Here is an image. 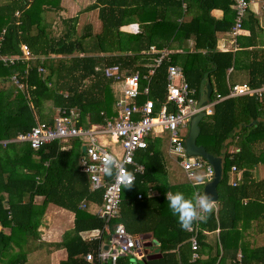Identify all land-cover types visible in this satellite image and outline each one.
I'll list each match as a JSON object with an SVG mask.
<instances>
[{
    "label": "trees",
    "instance_id": "obj_1",
    "mask_svg": "<svg viewBox=\"0 0 264 264\" xmlns=\"http://www.w3.org/2000/svg\"><path fill=\"white\" fill-rule=\"evenodd\" d=\"M63 1L0 0V57H20L22 45H27L32 55V60L14 65L5 66L0 61V82L5 83L15 75L24 85L22 91L11 83L0 88V140L27 134L39 122L52 125L57 109L77 110L78 126L101 125L105 119H113L116 115L113 83L105 78L104 69L120 66L148 75L156 57L147 54L152 47L164 49L186 31H190L188 36L193 33L197 37L196 50H206L207 55H185L181 62V56L175 53L155 69L148 97L156 108L165 102L167 71L171 65H180L198 99L204 84L210 101L215 98L214 93L227 95L226 75L231 68L246 75L243 84L251 88L264 85V48L254 46L236 52L215 50L214 34L230 32L234 25L232 0H95L89 10L98 9L99 32H94L90 24L79 30L78 16L62 18L61 27L53 32L44 15L60 14L64 10ZM191 2L199 4L200 14L190 23L175 19L166 22V12L177 11L181 19L183 4L190 10ZM215 9L223 10L222 20L211 18L210 12ZM145 11L149 13V20L139 25L140 33L129 35L120 31L129 17L143 15ZM242 28L256 44L260 27L250 11ZM201 37L206 39L200 41ZM145 84L142 81L141 86ZM144 100L146 97L142 96L138 103ZM237 110L243 118L241 121L237 120ZM199 127L196 144L204 147L209 155L223 158V174L217 190H224L218 199V211L208 215L202 224L203 230H220L222 254L203 264H236L238 249H242L237 221L246 210L242 202L247 199L246 205L255 206L259 199L252 196L264 188V180L254 182L249 173L257 165L264 166V95L261 100L240 97L221 101L213 107L211 115L200 121ZM68 143L70 149L62 150ZM231 145L237 148L232 153L227 150ZM80 147L77 139L54 142L38 150L25 143L0 146V264H25L30 242L37 239L38 226L49 204L74 214L72 236L66 244L57 245L67 252V259L61 264H89L84 260L85 255L95 253L99 244L82 237L103 227V221L90 213V204H102L104 189L91 191L89 178L77 164ZM136 160L144 166V175L122 193L120 218L112 220L111 226L121 223L134 236L151 235L153 242L158 243L154 248L161 258L146 264H199V261L191 263V254L182 251L183 246L190 245L191 234L179 226L177 216L168 206L166 193L179 191L191 197L193 193H201L200 185L168 184L160 139L149 142ZM232 167L237 170L235 187L230 185ZM148 185L159 193L158 197H147ZM139 194L142 199H137ZM36 197L42 198L40 204L35 203ZM82 203L85 208L81 207ZM202 238L200 234L199 244ZM262 251L264 247L255 249V252ZM250 257L242 255V264H250ZM117 264H131V261L121 258Z\"/></svg>",
    "mask_w": 264,
    "mask_h": 264
},
{
    "label": "built area",
    "instance_id": "obj_2",
    "mask_svg": "<svg viewBox=\"0 0 264 264\" xmlns=\"http://www.w3.org/2000/svg\"><path fill=\"white\" fill-rule=\"evenodd\" d=\"M232 2L235 22L230 34L237 43L243 31L242 24L250 1L232 0ZM153 49L147 53L156 55L153 65L149 67L148 75L122 69L120 66L104 69L105 78L112 81L115 94L117 93L116 115L113 119H105L104 124L101 125L78 126L80 114L77 110L57 109L52 125L39 122L27 134H20L11 140H0L2 147L10 143H25L33 150L54 142L67 143L73 139L79 140L84 145L85 151L80 159V170L89 178L91 191L104 189L102 204L96 212L97 217L103 221V227L89 231L83 236L86 240L99 244L95 253L89 252L85 255L84 260L89 264H117L121 258L133 261V258L143 260L146 257L144 240L128 233L123 224L118 223L112 227L111 222L120 218L121 197L126 184L124 177L131 175L130 185H132L145 172L144 166L136 160V156L148 148L149 142H153L155 137L160 138V135L165 133L168 154L183 170L188 182L195 184L196 174L201 172L210 181L213 168L201 157L186 152L184 129L189 127L190 121L198 113L211 115L213 107L221 101L240 97H255L261 100L264 95V85L260 88H251L246 84L230 85L227 95L215 94L212 101L208 99L198 108L201 96L199 99L196 98V91L189 87L182 71L171 65L167 71L165 102L156 108L154 101L148 97L150 78L163 61H169L170 53L166 50L155 53ZM20 50L22 54L20 57H0V61L7 66L14 65L18 61L32 60L27 45H22ZM9 81L16 89L20 91L24 89V85L15 75L10 76ZM142 81L146 82L143 87ZM142 96L146 97V100L139 104V98ZM106 155H113L122 163L123 168L119 176L105 174L103 161ZM236 172V168L232 167L231 173ZM236 184V180L230 183L233 187ZM149 196H151L150 192ZM137 199H142V195H137ZM81 205L85 208L83 203ZM203 222L194 223L191 230H188L191 234L189 239L191 263L200 259L198 236L202 233ZM104 236H109L108 242H103ZM105 246L107 249L104 248ZM241 258L242 255L239 254L236 264H242Z\"/></svg>",
    "mask_w": 264,
    "mask_h": 264
},
{
    "label": "crops",
    "instance_id": "obj_3",
    "mask_svg": "<svg viewBox=\"0 0 264 264\" xmlns=\"http://www.w3.org/2000/svg\"><path fill=\"white\" fill-rule=\"evenodd\" d=\"M250 1V6L248 8V11H250L258 20L259 27H260V32H257V37H256V44L253 43L254 40H251V37L249 36V32L245 29L241 32L240 39H239V45L234 42L232 36H231V30L230 32H216L214 34V39H215V50L217 52H236L238 50H249L252 49L254 46L262 47L264 48V0H249ZM95 0H87V5L84 9H82V13H97L98 17V9L97 10H89V6H91ZM181 9V13L184 14L183 17L180 19L178 17L177 11L174 12L173 10H169L165 14V19L166 22H172L174 19L177 22H181L183 20V23H190V21L198 16L200 14V9H199V4L195 3L192 4L189 7L190 10H187L188 8H185V4H183ZM62 6L64 10L60 14H65L64 17L62 18H68L67 16V11L72 10V6L70 7L69 3L67 0H64L62 2ZM231 9L233 10V3L231 5ZM147 11V10H146ZM146 11L142 14H135L132 17H129L126 20L127 25L123 26L120 28V31L123 33H127L129 35H136L140 33V27L139 25L141 23H144V21L149 20V13L147 14ZM234 11V10H233ZM245 17L247 16V13ZM140 13V12H139ZM210 16L212 19L215 21H220L224 17V12L223 10H212L210 12ZM100 28H101V23L98 18ZM235 22V20H234ZM234 26V25H233ZM233 28V27H232ZM100 31V30H99ZM97 31V32H99ZM94 32H96L94 30ZM188 32L186 31L183 36L179 37L176 41H171L170 44L165 47L164 49L157 50L154 48L153 50L155 53L158 51H163L166 50L170 53V55H173L177 53L180 57V61L184 60L185 55L189 54H202V55H207L206 50H196L195 48V39L197 38L193 33L187 35ZM204 38V39H203ZM201 37L200 41H204L206 37ZM258 42V44H257ZM147 55V54H146ZM142 56H145V53L142 54ZM178 67L181 71L180 65H175ZM247 80V77L244 73L239 74L235 72L232 68L228 69L227 75H226V89L228 91V87L230 85H243ZM12 85V84H11ZM247 85V84H246ZM13 86V85H12ZM204 89H207L206 84L202 85V95L204 93ZM114 90V95H115V101H116V95L115 94V88L113 86ZM228 93V92H227ZM216 93H214L215 95ZM218 94V93H217ZM201 95V96H202ZM207 95H208V90H207ZM215 97V96H214ZM237 120L241 121L243 118L241 117V114L239 113V110H237ZM56 116V113L54 117ZM189 133V132H188ZM188 133H186V139L188 137ZM154 139H160L158 137H155ZM163 140V141H161ZM80 153L81 155L78 156V166H80V159L83 155L82 148H84V145L80 142ZM110 147V145H109ZM114 147V146H113ZM70 149V144L68 143L67 146L62 148V150L68 151ZM160 149L162 154H166V157L163 155L164 158V163L166 166L167 170V182L170 185H183V184H190L186 178L185 173L183 170L180 168V166L169 156L168 154V143H167V137L165 139H160ZM230 153L234 152L237 150L235 145H231V147H228L227 149ZM168 156V157H167ZM171 160L177 168H179L180 172L182 173V176L178 172V175L175 174V172L170 170L169 167H167V159ZM141 164V163H140ZM202 173V172H201ZM197 173V174H201ZM251 175V180L257 183H261L264 180V166L263 165H257L254 167L252 170L249 171ZM144 175V174H143ZM141 177V176H140ZM182 179V180H180ZM184 180V181H183ZM195 180V184L190 185L197 187L200 185L201 187V194H203L204 186L209 183L210 181L208 179H204V181L201 183L197 179ZM235 180V174L231 173L230 174V183ZM147 197L148 198H155L159 196V193L155 190L152 189V185L147 186ZM126 189V188H125ZM124 189V190H125ZM123 190V192H124ZM224 190H217L218 192V199L220 198L219 196L223 194ZM149 192L151 196H149ZM199 193V192H198ZM258 197L259 201L255 206H248L246 203H248V200H244L242 203L244 206H246V210L242 212L241 215L238 216V221H237V230L239 232V247L242 246V249H238L237 256L239 254L244 255L247 254L251 259L250 264H264V251L260 252H255V249H260L264 247V216H262L263 211H264V188H261L259 192H256L252 198ZM42 201L41 197H36L35 198V203L40 204ZM84 203V202H83ZM219 202L215 203V209L213 212H217L219 209ZM101 205H98L96 203H91L90 204V213L96 216V212L100 208ZM74 228V214L64 210L54 204H49L45 208L44 214L42 216V219L40 221V224L37 229L36 237L37 239L34 241L30 242L29 245V251L27 253V258L25 264H61L67 259V252L65 249L57 246L58 244L63 245L66 244L67 240L69 239L70 236H72ZM6 231V230H5ZM219 229L215 231H206L205 229L202 230L203 238L202 242L199 244V256L200 259L199 264H203L205 262H208L211 260L213 257H215L217 254L221 256L222 254V248L220 245L219 241ZM88 233V232H87ZM199 234V235H200ZM133 235V234H132ZM150 235V234H149ZM134 236V235H133ZM139 239H144V237H147V235L144 236H136ZM151 237V235H150ZM83 238V237H82ZM109 239V236H108ZM105 241V238L103 242ZM152 237L148 238L147 240L145 239L144 246L147 245V243L152 242ZM156 243V242H155ZM156 246L152 247H158V243H156ZM232 245V244H231ZM16 251V247H14ZM149 251V248H145ZM183 253L186 255L191 254L190 250V245H186V247H182ZM151 253H149L150 255ZM156 255V254H155ZM160 255V254H157ZM142 260V259H141ZM158 260V259H157ZM131 261V260H130ZM133 262V261H131ZM227 264H229L227 262ZM231 264V263H230Z\"/></svg>",
    "mask_w": 264,
    "mask_h": 264
},
{
    "label": "clouds",
    "instance_id": "obj_4",
    "mask_svg": "<svg viewBox=\"0 0 264 264\" xmlns=\"http://www.w3.org/2000/svg\"><path fill=\"white\" fill-rule=\"evenodd\" d=\"M123 168L122 163L113 155H106L103 161V169L108 176H119ZM125 188H131V175L124 177ZM196 179L203 182L204 174H196ZM166 200L168 206L177 216L178 224L183 230H191L194 223L203 222L207 219L215 208V202L211 194L193 193L191 197H186L182 192L167 191Z\"/></svg>",
    "mask_w": 264,
    "mask_h": 264
},
{
    "label": "water",
    "instance_id": "obj_5",
    "mask_svg": "<svg viewBox=\"0 0 264 264\" xmlns=\"http://www.w3.org/2000/svg\"><path fill=\"white\" fill-rule=\"evenodd\" d=\"M208 100L207 95V89H204V93L201 96V98L198 101L197 107L200 108L204 103H206ZM206 117L204 112H200L197 115H195L192 120L190 121L189 126V133L187 140L185 142L186 152L189 155L198 156L204 159L209 163V165L213 168V176L209 183H207L204 186L203 194H211L214 202L217 203L218 201V192H217V186L220 183V180L222 179L223 174V158L221 157H214L209 155L205 148L202 146H198L196 144V140L200 134V127L199 123L200 121ZM85 148H82V152L84 153ZM148 238H151L150 235H147V237H144L143 240H147ZM157 244L155 242H149L147 245H145V248H150L152 246H156ZM107 249V247H104ZM146 255L145 259L142 260L141 264H146L149 261H154L161 258V255H148L147 251L144 253Z\"/></svg>",
    "mask_w": 264,
    "mask_h": 264
},
{
    "label": "rangeland",
    "instance_id": "obj_6",
    "mask_svg": "<svg viewBox=\"0 0 264 264\" xmlns=\"http://www.w3.org/2000/svg\"><path fill=\"white\" fill-rule=\"evenodd\" d=\"M70 7L72 6V10L67 11V16L71 17V16H78L79 17V21H80V27L79 30L82 29V27L86 24H90L93 26L94 30L97 32L100 30V24L98 21V17H97V13H82V9H84L87 5V0H67ZM91 0H89L90 2ZM65 14H56L54 13H46L44 15V20L47 23V25L50 27V29L55 32L57 30H59V27H61V19L62 17H64ZM10 86V81L7 80V82L5 83H1L0 82V88H5ZM54 112V111H53ZM56 112H54L53 114L55 115ZM189 132V128L184 129V133H188ZM166 134L163 133L160 135V139H165ZM163 141V140H161ZM164 142V141H163ZM166 157V154H163ZM168 157V156H167ZM167 159V158H166ZM167 167L170 168V170L174 171L175 174L178 175V172L180 173V175L182 176V173L180 172L179 168H177V166L169 159H167ZM182 180V179H180ZM184 181V180H183ZM105 242H108V237H105ZM149 251L152 253L151 255H155L158 254L157 250L154 247H150ZM142 260L141 259H137V258H133V262H131V264H141Z\"/></svg>",
    "mask_w": 264,
    "mask_h": 264
}]
</instances>
